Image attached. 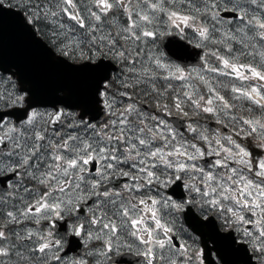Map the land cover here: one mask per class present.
I'll use <instances>...</instances> for the list:
<instances>
[{"label":"snow or ice","instance_id":"6c2138e0","mask_svg":"<svg viewBox=\"0 0 264 264\" xmlns=\"http://www.w3.org/2000/svg\"><path fill=\"white\" fill-rule=\"evenodd\" d=\"M5 8L93 83L41 109L0 68V264H120L125 249L142 264H206L211 251L181 223L194 213L264 264V0ZM165 36L198 49L196 63L173 62Z\"/></svg>","mask_w":264,"mask_h":264},{"label":"water","instance_id":"95a60500","mask_svg":"<svg viewBox=\"0 0 264 264\" xmlns=\"http://www.w3.org/2000/svg\"><path fill=\"white\" fill-rule=\"evenodd\" d=\"M10 10L8 8L0 10V68L16 69L18 77L22 79L25 86L32 89L34 106L41 104L51 105L50 102L59 99H66L72 102L75 99V102H78L79 99L89 95L93 83L92 75L58 64L52 54L41 47V43L38 42L41 39L37 35L32 36L24 30L22 27V16ZM169 41H171V44H169ZM163 43L167 45L168 55L183 65L196 63L195 53L199 50L194 49L190 44H184V39L170 36ZM172 53H175V55H171ZM177 57L181 59H177ZM17 59L18 62H16ZM77 91L83 92V96L77 98ZM61 92H64L63 95L60 94ZM97 102L98 98H96L95 103ZM89 103V106H91L93 102L90 101ZM98 111L95 115L97 118L101 113L100 108ZM88 113H92V111L89 110ZM168 118L173 122L182 119L181 117L171 116ZM191 216L184 222L195 231L197 224L200 222L195 221L194 217ZM118 259L132 264H138L142 261L131 253H122Z\"/></svg>","mask_w":264,"mask_h":264},{"label":"flooded vegetation","instance_id":"af4514ba","mask_svg":"<svg viewBox=\"0 0 264 264\" xmlns=\"http://www.w3.org/2000/svg\"><path fill=\"white\" fill-rule=\"evenodd\" d=\"M15 10V9H14ZM39 35V34H38ZM170 36H165L163 38V41L167 39ZM173 37V36H172ZM180 37V36H177ZM176 38V37H175ZM184 39V37H180ZM174 39V38H173ZM162 50L167 54L166 48H162ZM173 62L181 64L179 61L176 59L172 58ZM72 63H81V61H74ZM183 65V64H181ZM191 66V65H189ZM13 71L16 72L15 68H12ZM1 87V86H0ZM64 92H61L63 95ZM81 95L79 92H76V95ZM80 101V99L78 100ZM75 102V101H74ZM96 108H98L100 105L95 104ZM38 108H50L51 105H38L35 106ZM79 111V109H76ZM102 110V109H101ZM98 113V110L88 113L89 116L96 115ZM171 117H178L175 114H173ZM169 122L174 123L172 120L168 119ZM176 198V197H174ZM194 217V220L200 222L196 226V230L192 231L190 230L185 224L183 218L181 219V223L183 224V227L186 230L187 234H190L195 240H196V247L199 248H207L208 250L211 251L212 255L209 258L208 261H206V264H212L213 261H215V264H248V259L247 255L239 250V245H234L232 247L228 246V243L225 239H223L224 235L227 233V229L224 228L218 221L216 224L213 226L209 224L208 222H205L199 215V213H194L192 215ZM220 253L223 256V260H220L219 257L217 256V253ZM122 253H131L132 255H136L135 251H128V250H122ZM121 253V254H122ZM120 256V255H119ZM117 256V257H119ZM116 257L118 261H120V264H132L129 263L128 261H121ZM136 257H138L136 255ZM135 260V259H134ZM138 264H142V261Z\"/></svg>","mask_w":264,"mask_h":264},{"label":"rangeland","instance_id":"374dc122","mask_svg":"<svg viewBox=\"0 0 264 264\" xmlns=\"http://www.w3.org/2000/svg\"><path fill=\"white\" fill-rule=\"evenodd\" d=\"M2 87V86H1Z\"/></svg>","mask_w":264,"mask_h":264}]
</instances>
